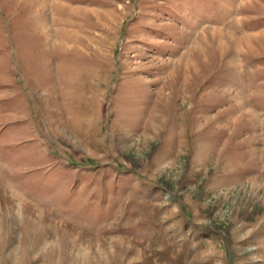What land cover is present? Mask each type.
<instances>
[{"label": "rangeland", "instance_id": "1", "mask_svg": "<svg viewBox=\"0 0 264 264\" xmlns=\"http://www.w3.org/2000/svg\"><path fill=\"white\" fill-rule=\"evenodd\" d=\"M0 264H264V0H0Z\"/></svg>", "mask_w": 264, "mask_h": 264}]
</instances>
